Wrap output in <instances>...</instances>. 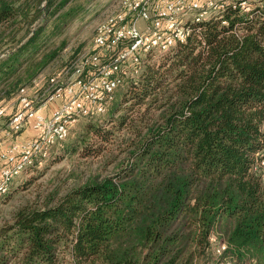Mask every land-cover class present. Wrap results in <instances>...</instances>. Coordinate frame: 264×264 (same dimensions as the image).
Segmentation results:
<instances>
[{
	"label": "trees",
	"instance_id": "obj_1",
	"mask_svg": "<svg viewBox=\"0 0 264 264\" xmlns=\"http://www.w3.org/2000/svg\"><path fill=\"white\" fill-rule=\"evenodd\" d=\"M70 1L0 0L9 42L25 29L0 58V101L54 59L58 48L40 53L42 24L58 15L60 32L78 13H61ZM223 19L192 24L155 67L143 58L110 103V129H91L102 142L125 130L123 160L17 208L0 224V264H264V167L252 169L264 158V12Z\"/></svg>",
	"mask_w": 264,
	"mask_h": 264
},
{
	"label": "built area",
	"instance_id": "obj_2",
	"mask_svg": "<svg viewBox=\"0 0 264 264\" xmlns=\"http://www.w3.org/2000/svg\"><path fill=\"white\" fill-rule=\"evenodd\" d=\"M252 1L256 0H117L96 22L87 52L77 54L58 74L48 77L32 97L27 89L35 79L17 91L14 111L7 117L8 133L29 127L34 135L0 151V197L16 176L39 163L75 123L103 114L115 91L137 76L144 57L163 55L184 43L192 24L213 19L226 25L223 15L229 9L249 17L254 8L264 12V0L251 5ZM54 102L57 106L46 112ZM258 167H264L262 156L252 169ZM209 240L214 243V255H220L225 244L217 242L214 234Z\"/></svg>",
	"mask_w": 264,
	"mask_h": 264
},
{
	"label": "rangeland",
	"instance_id": "obj_3",
	"mask_svg": "<svg viewBox=\"0 0 264 264\" xmlns=\"http://www.w3.org/2000/svg\"><path fill=\"white\" fill-rule=\"evenodd\" d=\"M116 1L71 0L61 13L69 7L77 9L78 13L70 21H66L60 32H51L53 23L60 18L58 15L46 19L39 35L40 42H43L40 53L55 48H58V52L48 65L38 71L34 86L28 87L31 97L47 77L58 74L77 54L90 49L96 22L115 6ZM257 1L250 4H256ZM37 26L32 25L30 30H35ZM8 32L3 33L0 29V58L25 36V29L22 28L15 34V42L11 43L6 37ZM160 59L161 55L149 58L146 65L155 67ZM127 84L128 81L124 82L115 91L113 101ZM108 108L101 115L80 119L70 128L64 139L48 149L47 155L39 163L26 168L12 180L8 192L0 197V224L9 220L12 213L24 204L39 205L52 192L61 194L73 186L82 184L91 176L101 177L113 172L126 154L129 134L122 130L115 133L109 142H102L98 135H94L95 132L91 131L94 127L98 128L99 132L102 131L100 129H110ZM137 110L141 111L142 107L135 109L130 115H136ZM73 147L75 149H72ZM211 262L207 264H213Z\"/></svg>",
	"mask_w": 264,
	"mask_h": 264
},
{
	"label": "crops",
	"instance_id": "obj_4",
	"mask_svg": "<svg viewBox=\"0 0 264 264\" xmlns=\"http://www.w3.org/2000/svg\"><path fill=\"white\" fill-rule=\"evenodd\" d=\"M57 106V103H50L47 105L46 112ZM0 107L4 109V116L0 117V151L7 147L10 143H21L34 135V132L29 128L25 127L21 132L17 134H10L9 129L6 125L7 117L10 115L15 108V96L6 101H0Z\"/></svg>",
	"mask_w": 264,
	"mask_h": 264
}]
</instances>
